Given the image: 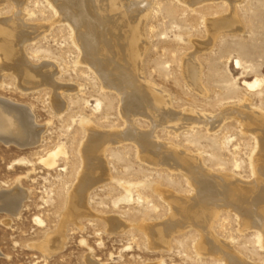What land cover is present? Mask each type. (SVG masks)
I'll return each instance as SVG.
<instances>
[{"label":"rangeland","instance_id":"1","mask_svg":"<svg viewBox=\"0 0 264 264\" xmlns=\"http://www.w3.org/2000/svg\"><path fill=\"white\" fill-rule=\"evenodd\" d=\"M50 1L19 4L25 23L43 27L24 42L22 52L33 66L51 67L52 80L61 87L62 108L55 107L50 84L26 90L13 69L0 71V97L24 104L42 128L34 145L0 140V192L19 187L26 193L18 212L0 211V264H220L221 256L198 250L203 237L192 225L172 232L167 242L153 240L144 228L173 217L171 193L178 199L195 195L184 170L165 164L155 155L157 148L199 157L202 167L215 175L254 180L251 157L256 141L235 116L224 118L215 130L186 119L177 129L162 116L153 121L141 109L133 125L152 138L144 149L134 140L106 143V174L87 189V211L67 220L71 197L83 178L81 149L87 143V126L114 136L127 130L128 122L121 95L84 62L72 27L61 21ZM16 5L14 0H0V20L14 17ZM150 7L142 72L146 82L165 93L170 108L214 116L248 102L264 113V0H236L233 9L226 0L195 7L180 0H153ZM232 10L237 27L222 29L213 39L209 21ZM190 55L200 65L199 87L184 76L182 66ZM2 60L0 52V65ZM255 81L254 88L246 85ZM57 150L55 164L46 166L42 159ZM219 204L211 224L215 237L250 263L264 264L258 229L242 228L241 217ZM115 219L118 227L111 223ZM50 237L54 243L48 242Z\"/></svg>","mask_w":264,"mask_h":264},{"label":"bare ground","instance_id":"2","mask_svg":"<svg viewBox=\"0 0 264 264\" xmlns=\"http://www.w3.org/2000/svg\"><path fill=\"white\" fill-rule=\"evenodd\" d=\"M14 1L18 7L24 0ZM151 1L153 0L50 1L60 15L61 21H66L72 27L77 46L84 55L82 58L84 62L94 68L99 76L101 75L100 77L103 78L107 87L117 90L121 95V100H123L122 112L127 118L126 123L128 122L127 130L118 133V135L114 134V136L108 135L109 131L107 134L103 130L102 132L98 128L87 126L89 132L87 143L81 149L84 166L83 178L81 177V183L73 192L66 218L67 220L73 219L76 215L87 211L84 207L87 189L106 174L102 155L106 143L109 141H112L110 143H118L117 141L120 140H134L140 145V149L141 146L144 149L145 142L151 137V134L138 131V128L136 127V129L133 125V117L141 109L146 111L144 113H147L148 117H154L153 121L162 116L163 121L171 122L175 125L173 127L177 129L179 127L183 128L180 126L183 123L181 124L179 121L186 119L191 122V125L204 123L205 126L206 124L210 125L211 130H215L218 127L217 123H221L224 118L235 116L241 123L243 130L250 132L256 141L255 149L257 150L251 157L254 180L251 182L242 181L233 174L232 176L224 175V177L223 175H215V172L210 173L203 168L204 166L202 167V163H199L200 159L197 161L198 156L195 160L190 157L192 154L188 156L183 151V153H164L157 148V154L155 155L162 157L165 164L174 163L179 169L184 170L188 175L187 177H189L188 180H190L195 195L190 196V198L182 197L181 199L176 198L172 193L170 196L166 195L171 200L173 199L171 206L173 217L167 220L166 223L163 222L164 224L152 225V227H145L146 230H143L153 240L159 239L160 242L164 240L167 242L172 232L192 225L199 230V233L201 231L203 239L198 250L204 252V255L207 253L221 256L222 262L220 264H252L235 254L226 243L218 240L211 231V224L213 216H216L217 213L216 207L221 203L220 207L231 209L241 217L244 225L242 228L251 226L258 229L259 243L264 248V113L257 109H251L248 102L243 105L240 104V106L228 107L221 114L214 116L213 114L194 113L193 110L186 108L180 112L170 108L165 93L158 90L151 83L146 82L142 72L143 55L145 50L148 49L146 48L147 43L143 32L144 22L150 12ZM180 1L190 7H195L202 2L215 0ZM226 1L230 3L231 9H233L236 0ZM19 9L18 7V12H15L14 17H6L7 19L0 20V52L3 56L0 71L5 68L13 69L21 82H19L21 87L26 90L32 87L35 88L38 85L41 86V84H50L55 90L53 96L55 107L60 110L63 105L58 95L61 87L53 82L54 76L52 77L51 67L49 68L46 64V66H33L23 56L22 52L24 42L35 38L42 25L25 23ZM234 14L232 10V13L224 17L218 19L216 17L213 19V17L210 18V21L208 20V31H210V36H213V39L220 30H226L227 28L231 30L234 29L232 27H237L235 20H238V18L235 19ZM197 63L195 56L190 55L182 66L184 67V70L182 69L185 73L184 76L195 87H199L200 80V65ZM257 84L258 81L246 82V85L250 88ZM0 119L2 120L0 122V140L4 143L13 142L23 147L38 142L42 128L36 124L30 109L24 104L14 103L9 99L0 97ZM152 142L155 143V141ZM167 149L164 148L163 150ZM142 152L145 155V150H142ZM59 153V150L51 152L42 159V162L48 167L53 166L56 162L55 157ZM155 159L157 161V158ZM25 195L26 193L24 194V191L19 187L1 191L0 211L16 213ZM111 223L113 227L119 225L117 219L111 221ZM161 225H164V228L162 227L163 229L159 230ZM48 242L50 244L54 243L53 238L50 237Z\"/></svg>","mask_w":264,"mask_h":264}]
</instances>
